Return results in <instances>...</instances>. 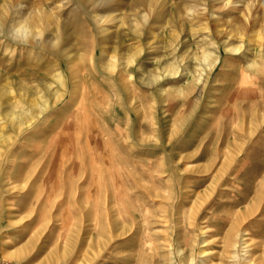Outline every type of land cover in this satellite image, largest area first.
Listing matches in <instances>:
<instances>
[{
  "label": "rangeland",
  "instance_id": "obj_1",
  "mask_svg": "<svg viewBox=\"0 0 264 264\" xmlns=\"http://www.w3.org/2000/svg\"><path fill=\"white\" fill-rule=\"evenodd\" d=\"M256 111L264 0H0V264H264ZM235 136L257 169H220Z\"/></svg>",
  "mask_w": 264,
  "mask_h": 264
},
{
  "label": "bare ground",
  "instance_id": "obj_2",
  "mask_svg": "<svg viewBox=\"0 0 264 264\" xmlns=\"http://www.w3.org/2000/svg\"><path fill=\"white\" fill-rule=\"evenodd\" d=\"M232 33V31H230V33L229 34H231ZM230 36H232V37H234V35H230ZM249 39V38H248ZM246 40H247V38H243L242 39V42H241V44L239 45V44H233V42L232 41H227V43H226V49H227V51H229L230 53H232V55H230V56H228L229 58H232V59H234L235 61H241V60H243V58H244V56L246 55V52H244V50L242 49L243 48V44L246 42ZM226 51V52H227ZM241 55V56H240ZM234 56V57H233ZM220 59V58H219ZM218 59V60H219ZM242 68V67H241ZM241 70V69H240ZM242 70H243V68H242ZM242 70H241V72L239 71V73H242ZM168 73H171V72H168ZM240 75V74H239ZM240 77V76H239ZM238 77V78H239ZM122 79V77L120 76V80ZM241 80V79H240ZM234 82H235V79H230L229 81H228V83H227V85H226V91L227 92H225L222 96H221V98H220V100H219V103H222V110L223 111H227L228 109H232L233 111H235L236 110V107H237V105H238V102H239V100H240V98H244L245 96H246V94L248 93V91L246 90V88L245 87H236L235 85H234ZM253 85H255V84H253ZM249 86V85H248ZM73 92V91H72ZM195 92V90L193 91H191V93L189 94V95H191V94H193ZM189 95H188V97H189ZM192 96V95H191ZM187 98V97H186ZM185 98V99H186ZM248 98V97H247ZM250 98V97H249ZM260 100V99H259ZM245 101V100H244ZM249 103H250V101H248ZM187 103H186V100L184 101V103H183V105H182V109L180 110V113H179V115H178V117H180L181 116V114L182 113H184L185 111H186V107H187V105H186ZM251 105V104H250ZM82 108H83V106H82ZM80 109V108H79ZM167 109H169L170 110V108L167 106ZM166 109V110H167ZM217 109V107H215L213 110H216ZM221 110V111H222ZM231 110V111H232ZM257 112V111H256ZM255 112V114L251 117V118H248V117H245V118H243L242 120H241V122H240V127L238 126V128H239V130H241L243 133H248V134H250L248 131H247V127H250L249 129H251L252 128V130H253V128H254V125L257 123V121L260 119V118H262V119H264L263 117H264V113H256ZM221 113V112H220ZM233 113V112H232ZM232 116V115H231ZM230 116V117H231ZM227 118H228V116H227ZM232 118V117H231ZM230 118V119H231ZM236 120H237V118H236ZM262 123V122H261ZM258 124V123H257ZM264 125V124H263ZM55 126V125H54ZM90 127V126H89ZM88 127V128H89ZM19 128H21V126L19 125ZM259 127H256L255 129L257 130ZM89 133V132H88ZM87 133V134H88ZM255 133V132H254ZM177 134V133H176ZM76 135V134H75ZM175 134H173V136H174ZM232 135V134H231ZM246 136V135H245ZM244 136V137H245ZM76 137V136H75ZM244 137H239V136H235V138L234 139H232V140H229L228 141V143H227V146L225 147V148H220V147H217V149H216V152L219 154V155H223L224 156V159H223V161H222V163H221V166H220V169L221 170H227V168H230L232 165L233 166H238L239 168H245V167H253V168H258L259 167V165H257V164H252V161H251V156H252V151L254 150V145H251L252 144V142H251V139L249 138V139H247V138H245V139H247V140H249V142H245V143H249V145H247V146H245V145H240L238 142H240V140L241 141H244ZM247 137V136H246ZM172 138V137H171ZM170 138V139H171ZM1 139V138H0ZM2 140V139H1ZM4 141V140H3ZM166 142V141H165ZM258 142V141H257ZM256 145V144H255ZM76 146V145H75ZM156 146H158V148H162V146H161V144H156ZM77 148V147H76ZM75 148V149H76ZM157 148V149H158ZM163 149V148H162ZM76 151V150H75ZM163 151V150H162ZM155 152H156V150H155ZM165 152V151H164ZM260 153V152H259ZM233 154H234V156H233ZM162 158H163V160H165L166 158H165V155H162ZM170 158H171V160L174 162V161H176V156L175 155H170ZM162 160V161H163ZM72 161V160H71ZM164 162V161H163ZM162 162V163H163ZM175 163V162H174ZM214 164V163H213ZM213 164L211 165V167L210 168H212L213 167ZM68 165V164H67ZM47 168V167H46ZM174 168H175V170L176 171H179L180 169H181V166L179 165V163H177V164H175L174 165ZM209 168V169H210ZM144 172V171H143ZM148 172V171H147ZM227 172V171H226ZM237 173L236 174H240L239 173V170H237L236 171ZM176 173V172H175ZM148 176V175H147ZM5 179V178H4ZM4 179H2L1 181H5ZM156 179V178H155ZM139 183H140V181H138ZM137 182V183H138ZM3 184V183H2ZM1 184V185H2ZM147 185V184H146ZM2 186H4V184L2 185ZM146 188V187H145ZM148 190V189H147ZM237 190V189H236ZM142 191V190H141ZM152 192V191H151ZM155 192L156 191H154V196H155ZM150 197H152V196H150ZM262 202H263V200H262ZM257 213V212H256ZM250 217V216H249ZM242 224V223H241ZM240 225V224H239ZM86 235V234H85ZM40 236H42L41 234H40ZM58 236H59V234H58ZM82 237V236H81ZM91 237V236H90ZM139 237V236H138ZM90 239H92V237L90 238ZM42 241V240H41ZM41 243V242H40ZM51 243L50 242H48V241H44V242H42L41 244H40V246H39V248L37 249V251L35 252V253H33V254H31V258H34V255H36V254H42V253H46L47 252V250H48V248L50 247L49 245H50ZM79 249H78V251L75 253V254H78V252L79 253H83V251H84V253L85 252H88V248L90 247V242L88 243V245L86 246L85 245V239H83V240H80L79 241ZM32 250H33V248H32ZM181 250V249H180ZM184 250V249H183ZM155 251V250H154ZM83 253V254H84ZM26 256H22V259H24V258H26V257H28L29 255H30V251H28V252H26ZM86 256V254H84V257ZM83 257V258H84ZM189 258H191V257H189ZM16 259V258H15ZM14 259V260H15ZM20 258H18V260H19ZM68 261V259H66L65 257L64 258H56L55 259V261L54 262H52L51 264H65L66 262ZM15 262V261H14Z\"/></svg>",
  "mask_w": 264,
  "mask_h": 264
}]
</instances>
